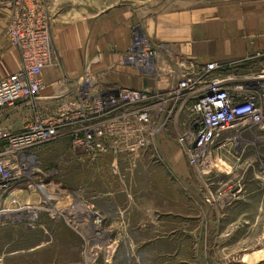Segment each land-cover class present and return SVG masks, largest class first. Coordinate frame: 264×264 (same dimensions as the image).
<instances>
[{
	"label": "rangeland",
	"instance_id": "1",
	"mask_svg": "<svg viewBox=\"0 0 264 264\" xmlns=\"http://www.w3.org/2000/svg\"><path fill=\"white\" fill-rule=\"evenodd\" d=\"M154 1L50 3L55 19L74 23L122 2L152 18ZM131 24L132 50L149 38ZM225 136L202 165L177 142L95 160L69 136L32 149L22 185L0 205V264H264V127Z\"/></svg>",
	"mask_w": 264,
	"mask_h": 264
},
{
	"label": "built area",
	"instance_id": "2",
	"mask_svg": "<svg viewBox=\"0 0 264 264\" xmlns=\"http://www.w3.org/2000/svg\"><path fill=\"white\" fill-rule=\"evenodd\" d=\"M11 8L8 34L22 63L0 78V205L22 185L28 153L60 137H71L76 151L94 160L112 151L139 157L172 137L185 148L191 164L202 165L217 143L233 140L225 133L238 136L264 127V50L230 62L183 61V71L166 90L99 89L87 77L77 98L50 111L47 104L63 97L47 95L43 78L44 69L55 61L52 4L12 0ZM133 46L128 61L151 74L161 47L144 37ZM18 111L27 118L20 127L4 123Z\"/></svg>",
	"mask_w": 264,
	"mask_h": 264
},
{
	"label": "crops",
	"instance_id": "3",
	"mask_svg": "<svg viewBox=\"0 0 264 264\" xmlns=\"http://www.w3.org/2000/svg\"><path fill=\"white\" fill-rule=\"evenodd\" d=\"M11 1L0 0V78L17 71L22 63L20 50L8 34ZM153 5L158 11L152 18L145 14V5L134 9L123 2L121 7L106 10L101 21L96 18L97 10L90 13L94 18H79L74 23L54 18L58 64L43 71L46 94L63 96L67 103L78 97L87 77H93L99 89L166 90L183 71V61L230 62L264 50V0H157ZM133 20L161 47L154 73H145L127 59ZM26 119V113L18 111L3 120L16 128ZM162 142L175 144L172 137Z\"/></svg>",
	"mask_w": 264,
	"mask_h": 264
},
{
	"label": "bare ground",
	"instance_id": "4",
	"mask_svg": "<svg viewBox=\"0 0 264 264\" xmlns=\"http://www.w3.org/2000/svg\"><path fill=\"white\" fill-rule=\"evenodd\" d=\"M14 261V260H13Z\"/></svg>",
	"mask_w": 264,
	"mask_h": 264
}]
</instances>
